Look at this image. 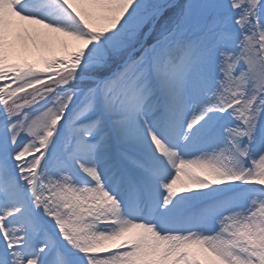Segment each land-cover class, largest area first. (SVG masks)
<instances>
[{"label": "snow or ice", "instance_id": "6c2138e0", "mask_svg": "<svg viewBox=\"0 0 264 264\" xmlns=\"http://www.w3.org/2000/svg\"><path fill=\"white\" fill-rule=\"evenodd\" d=\"M0 264H264V0H0Z\"/></svg>", "mask_w": 264, "mask_h": 264}]
</instances>
